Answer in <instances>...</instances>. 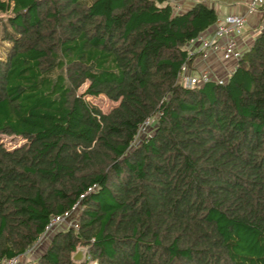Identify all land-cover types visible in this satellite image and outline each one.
Listing matches in <instances>:
<instances>
[{"label": "trees", "instance_id": "16d2710c", "mask_svg": "<svg viewBox=\"0 0 264 264\" xmlns=\"http://www.w3.org/2000/svg\"><path fill=\"white\" fill-rule=\"evenodd\" d=\"M162 1L0 0V134L24 140L0 143V261L69 211L33 264H264V26L224 81L185 88L216 14Z\"/></svg>", "mask_w": 264, "mask_h": 264}, {"label": "built area", "instance_id": "2783aa9c", "mask_svg": "<svg viewBox=\"0 0 264 264\" xmlns=\"http://www.w3.org/2000/svg\"><path fill=\"white\" fill-rule=\"evenodd\" d=\"M162 2L168 3L174 12L183 10L181 0H163ZM262 8H264V0H249L246 2L245 13L258 12ZM244 32V14L225 13L224 15L216 16L210 31L199 32L187 41L185 45L186 53L193 56V61L190 66L185 64L181 66L179 84L182 87L190 88L202 85L207 81H216L218 83L224 81L223 78L213 75L207 66L195 68V62L199 59L203 60L212 53H218L221 58L233 60L236 65L238 58L244 51L241 48V45L245 43L243 39ZM152 122L153 117L145 118L137 128L136 137L147 135ZM68 217H70L69 211L64 212L62 215L52 216L42 233L29 248L23 253L2 259L0 264H24L25 262L33 264V255H35L36 249L48 238V235L53 230L61 226L75 225V223L67 224L65 222Z\"/></svg>", "mask_w": 264, "mask_h": 264}, {"label": "crops", "instance_id": "0c3cea01", "mask_svg": "<svg viewBox=\"0 0 264 264\" xmlns=\"http://www.w3.org/2000/svg\"><path fill=\"white\" fill-rule=\"evenodd\" d=\"M208 6H210L216 16L224 15L225 13H235V14H244L245 16V34H244V41L243 45H241L242 50L248 49L249 45L252 42V39L256 35V33L264 26L262 23V19L264 18V9L259 10L254 14L255 22L251 25L250 20L248 18L247 21V14L245 13L246 10V2L249 0H224L228 3H223V0H204ZM183 9L193 3V0H181ZM258 21L261 22V26ZM213 25V24H212ZM212 25L207 27L205 30L210 31L212 29ZM204 31V30H203ZM195 68H200L203 66H207L210 68V71L218 77L223 78L224 80L227 78L228 74L234 68L235 62L229 59H223L220 57L218 53H212L203 60L199 59L195 62ZM47 241V239L45 240ZM82 257V256H81Z\"/></svg>", "mask_w": 264, "mask_h": 264}, {"label": "rangeland", "instance_id": "374dc122", "mask_svg": "<svg viewBox=\"0 0 264 264\" xmlns=\"http://www.w3.org/2000/svg\"><path fill=\"white\" fill-rule=\"evenodd\" d=\"M223 3H228V2H225L223 0ZM254 14H256V12L247 13V21H248V18H249L251 25H253L254 22H255ZM263 15H264V13H263ZM257 23H259L260 26L262 25L260 21H258ZM262 23L264 24V18L262 19ZM5 46H6V43L1 40V35H0V51H2V49ZM86 86H87V82L83 83L77 89V91H76L77 94H81L84 91V89L86 88ZM83 98L86 101H88L90 104H93L96 107H98L102 112H107L110 108H112L113 106H115L117 104V102H114V101L109 100L108 98H106L102 94L96 95V96H89V95L83 94ZM0 143L6 149H11L13 147H17V146L21 145L22 143H24V140L21 139L18 136L0 134ZM73 216H74V212L70 215V217L67 218V220L65 222L67 224L73 223V221H74ZM78 250H81V252H82V249L81 248H79Z\"/></svg>", "mask_w": 264, "mask_h": 264}, {"label": "water", "instance_id": "95a60500", "mask_svg": "<svg viewBox=\"0 0 264 264\" xmlns=\"http://www.w3.org/2000/svg\"><path fill=\"white\" fill-rule=\"evenodd\" d=\"M82 256V252L81 250H77L73 255H72V259L73 260H80Z\"/></svg>", "mask_w": 264, "mask_h": 264}]
</instances>
